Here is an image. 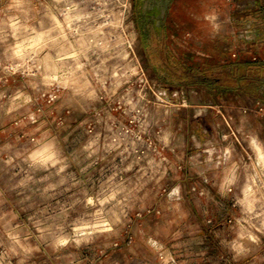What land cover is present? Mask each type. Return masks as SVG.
Segmentation results:
<instances>
[{
  "label": "rangeland",
  "instance_id": "1",
  "mask_svg": "<svg viewBox=\"0 0 264 264\" xmlns=\"http://www.w3.org/2000/svg\"><path fill=\"white\" fill-rule=\"evenodd\" d=\"M150 2L0 0V264H139L149 250L166 262L147 236L170 231L162 180L181 93L245 95L229 90L241 81L264 98V66L186 68L194 37L147 47ZM204 44L226 58L233 38ZM253 142L254 169L231 202L236 233L201 264H264V149Z\"/></svg>",
  "mask_w": 264,
  "mask_h": 264
},
{
  "label": "crops",
  "instance_id": "2",
  "mask_svg": "<svg viewBox=\"0 0 264 264\" xmlns=\"http://www.w3.org/2000/svg\"><path fill=\"white\" fill-rule=\"evenodd\" d=\"M163 1L153 0L155 7L147 14L148 21L155 22L153 31L162 32L173 43L178 36L195 38V43L188 41L182 50L189 61L186 68L204 72L214 67L264 65V51L257 49L264 43V0H169L165 16L159 17ZM136 2L138 5L141 0ZM227 35L233 38L227 57L222 58L223 50L219 49V56L212 60L204 38ZM237 38L252 41L256 48L241 51L235 43ZM169 50L174 52L171 47ZM193 54L200 55L194 67ZM181 94L179 125L168 132L178 133L179 139L168 145L167 174L162 180L168 192L170 231L163 241L147 236L149 245L152 241L160 244L169 258L163 262L164 253L157 251L152 252V258L149 250L147 256L134 258L139 264H152V260L201 264L216 259L214 247L229 245L236 233L228 223L233 213L231 202L254 169L253 160L247 161L255 155L253 140L264 149V103L246 95L228 97L220 92L215 96ZM169 137L174 139L175 135ZM228 186L230 193L226 192ZM177 212L181 213L178 217L174 215Z\"/></svg>",
  "mask_w": 264,
  "mask_h": 264
},
{
  "label": "trees",
  "instance_id": "3",
  "mask_svg": "<svg viewBox=\"0 0 264 264\" xmlns=\"http://www.w3.org/2000/svg\"><path fill=\"white\" fill-rule=\"evenodd\" d=\"M252 65H254L256 67L264 66V65H261L258 63H254ZM256 84H253V83L250 84L249 83L247 85H244V84H242L241 81H235L234 85H230L229 90L233 91V92H242L245 95H249L251 97H254L255 100H257V101L264 103V98L259 97L258 96L259 94L256 92V89H255ZM221 88H223V87H221Z\"/></svg>",
  "mask_w": 264,
  "mask_h": 264
},
{
  "label": "flooded vegetation",
  "instance_id": "4",
  "mask_svg": "<svg viewBox=\"0 0 264 264\" xmlns=\"http://www.w3.org/2000/svg\"><path fill=\"white\" fill-rule=\"evenodd\" d=\"M146 21H148V19H146ZM148 25V24H147ZM142 34V37H143V40L144 42L147 43V47L149 46V43L150 41L152 40V37H156V38H159L160 36H163L162 35V32L160 33L159 31H155L154 33L151 34V31H142L141 32ZM148 39V40H147ZM158 43V42H157ZM155 52V51H154ZM156 54V52H155Z\"/></svg>",
  "mask_w": 264,
  "mask_h": 264
},
{
  "label": "built area",
  "instance_id": "5",
  "mask_svg": "<svg viewBox=\"0 0 264 264\" xmlns=\"http://www.w3.org/2000/svg\"><path fill=\"white\" fill-rule=\"evenodd\" d=\"M250 160H251V157H247V161H250ZM226 192H227V193L232 192L231 186H228V187H227ZM228 223L230 224L231 221H228Z\"/></svg>",
  "mask_w": 264,
  "mask_h": 264
}]
</instances>
